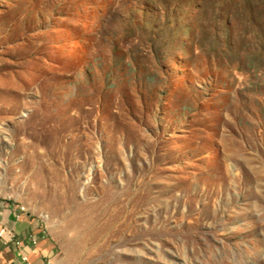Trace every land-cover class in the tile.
<instances>
[{
  "label": "rangeland",
  "instance_id": "rangeland-1",
  "mask_svg": "<svg viewBox=\"0 0 264 264\" xmlns=\"http://www.w3.org/2000/svg\"><path fill=\"white\" fill-rule=\"evenodd\" d=\"M0 200L50 264H264V0H0Z\"/></svg>",
  "mask_w": 264,
  "mask_h": 264
},
{
  "label": "crops",
  "instance_id": "crops-1",
  "mask_svg": "<svg viewBox=\"0 0 264 264\" xmlns=\"http://www.w3.org/2000/svg\"><path fill=\"white\" fill-rule=\"evenodd\" d=\"M0 218L9 228L13 229L17 238H27L29 235L38 239L36 244L27 243L24 248H20L15 242L6 244L0 239V264H18L22 254L29 257L24 264H50L48 256L52 246L44 237L42 226L31 215V213H21L17 205L11 202L0 200Z\"/></svg>",
  "mask_w": 264,
  "mask_h": 264
},
{
  "label": "built area",
  "instance_id": "built-area-1",
  "mask_svg": "<svg viewBox=\"0 0 264 264\" xmlns=\"http://www.w3.org/2000/svg\"><path fill=\"white\" fill-rule=\"evenodd\" d=\"M0 239H3L6 244L15 242L20 248H24L25 244L33 243L36 244L38 239L33 235H29L27 238H17L13 229L9 228L6 224L2 222L0 218ZM29 260V257L25 254L20 256L18 264H24Z\"/></svg>",
  "mask_w": 264,
  "mask_h": 264
}]
</instances>
